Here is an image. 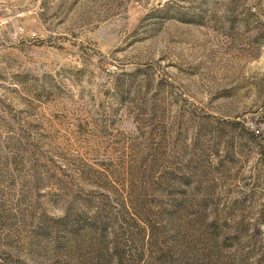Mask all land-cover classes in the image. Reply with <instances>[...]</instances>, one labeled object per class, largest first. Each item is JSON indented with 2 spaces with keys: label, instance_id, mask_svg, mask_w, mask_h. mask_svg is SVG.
I'll return each instance as SVG.
<instances>
[{
  "label": "rangeland",
  "instance_id": "1",
  "mask_svg": "<svg viewBox=\"0 0 264 264\" xmlns=\"http://www.w3.org/2000/svg\"><path fill=\"white\" fill-rule=\"evenodd\" d=\"M0 264H264V0H0Z\"/></svg>",
  "mask_w": 264,
  "mask_h": 264
},
{
  "label": "built area",
  "instance_id": "2",
  "mask_svg": "<svg viewBox=\"0 0 264 264\" xmlns=\"http://www.w3.org/2000/svg\"><path fill=\"white\" fill-rule=\"evenodd\" d=\"M22 31L21 27H17L13 32V37H17L18 34Z\"/></svg>",
  "mask_w": 264,
  "mask_h": 264
}]
</instances>
